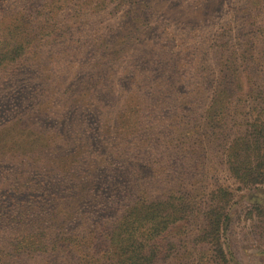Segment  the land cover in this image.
<instances>
[{
    "label": "rangeland",
    "instance_id": "374dc122",
    "mask_svg": "<svg viewBox=\"0 0 264 264\" xmlns=\"http://www.w3.org/2000/svg\"><path fill=\"white\" fill-rule=\"evenodd\" d=\"M84 1L64 5L68 36L52 38L50 0H0V264H109L107 235L137 196L188 192L215 215L219 188L226 261L199 215L157 264H264V182L237 180L224 155L264 119V0ZM222 43L251 79L217 96ZM83 189L90 210L66 220Z\"/></svg>",
    "mask_w": 264,
    "mask_h": 264
},
{
    "label": "trees",
    "instance_id": "16d2710c",
    "mask_svg": "<svg viewBox=\"0 0 264 264\" xmlns=\"http://www.w3.org/2000/svg\"><path fill=\"white\" fill-rule=\"evenodd\" d=\"M68 1L50 0L47 3L49 5L48 20L41 24V28L45 31H42L40 36L43 34L52 38L68 36L63 34V31H59L58 28L60 12ZM104 4L105 0H86L80 4L79 8L97 11L102 9ZM21 15L22 13H19L17 16ZM14 20L17 23L13 21L3 24V33L15 34L11 31L19 26V18ZM8 38L9 36L5 35V40ZM34 40L16 47L14 50L15 59L21 58ZM236 54L237 50L232 47L228 48L226 43H222L216 56L220 70L216 80H212V91L217 96L224 93V89L231 90L237 85L242 87L244 80L251 79L247 75V64L236 66L234 62ZM226 85L227 87H225ZM224 155L230 171L237 180L249 186L264 182V119L251 121L246 131L230 142ZM251 160L260 161L259 168L256 169L255 164H251ZM132 187H126L127 191L122 190L120 191L121 194L116 192L114 194L130 198L133 192ZM87 192L84 190L81 196L83 202L80 206L67 208L66 220H77L90 210L86 199ZM211 194H213L211 198L217 204L223 205L230 201V194L224 188H219ZM191 199L192 197L188 192L184 193L178 190L171 191L165 198L161 199H154L149 195L137 196V200L132 201L124 213L112 224L110 233L107 235L106 260L109 264H157L163 259L171 258L174 249L171 238L176 237L184 227L190 226L193 219L199 215H202L204 221L200 234L210 237L208 241L214 246L211 250L215 259L226 261V255L219 243L220 229L226 218L222 212V205H220V213L211 215L208 213L209 211H201V206L193 203ZM72 214L77 215L73 217ZM64 243L67 244V239Z\"/></svg>",
    "mask_w": 264,
    "mask_h": 264
}]
</instances>
